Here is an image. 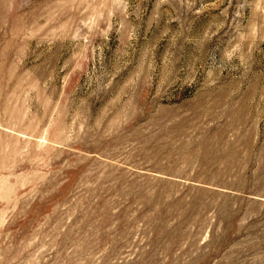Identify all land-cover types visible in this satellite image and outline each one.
<instances>
[{"label": "rangeland", "instance_id": "obj_1", "mask_svg": "<svg viewBox=\"0 0 264 264\" xmlns=\"http://www.w3.org/2000/svg\"><path fill=\"white\" fill-rule=\"evenodd\" d=\"M0 264H264V0H0Z\"/></svg>", "mask_w": 264, "mask_h": 264}]
</instances>
